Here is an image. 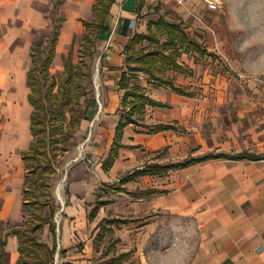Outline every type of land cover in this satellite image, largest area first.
I'll use <instances>...</instances> for the list:
<instances>
[{
	"label": "crops",
	"instance_id": "1",
	"mask_svg": "<svg viewBox=\"0 0 264 264\" xmlns=\"http://www.w3.org/2000/svg\"><path fill=\"white\" fill-rule=\"evenodd\" d=\"M96 2L0 0V96L9 101L8 133L0 140L2 227L22 211L23 154L33 141L35 36L52 26L56 13L65 18L54 64L83 38ZM141 2L116 0L111 8V34L97 48L100 100L90 102L80 131L84 141L87 120L93 122L80 152L92 164L70 168L64 220L56 234L47 225L54 237L47 244L57 240L61 263L103 264L128 254L123 264H264V39L231 52L178 48L180 69L168 68L165 77L185 93L133 74L141 92L160 106L146 103L122 129L118 145V128L129 112L120 86L129 74L127 47L136 35H149L152 23L143 13L155 0H145L143 8ZM224 59L231 68L225 73ZM207 156L214 157L202 160ZM8 185L13 187L6 192ZM3 240L6 259L18 264L17 235Z\"/></svg>",
	"mask_w": 264,
	"mask_h": 264
},
{
	"label": "trees",
	"instance_id": "2",
	"mask_svg": "<svg viewBox=\"0 0 264 264\" xmlns=\"http://www.w3.org/2000/svg\"><path fill=\"white\" fill-rule=\"evenodd\" d=\"M116 0H97L92 20L84 21L86 33L82 38V55L89 51L95 55L92 49L107 40L111 34L110 15L111 8ZM145 0L141 2V8L145 6ZM65 18H60L50 34L34 41L32 47V68L29 71L31 87L30 102L34 107L32 115L33 141L28 152L23 154L26 162L27 176L25 186V206L29 214L26 226L12 228L10 234L17 235L19 239L20 258L18 264H57L58 252L57 240L53 246L40 241V234L45 226L49 225L53 234H56L57 226L54 222L58 212V204L52 194L53 176L57 173L56 162L60 157L59 145L68 139L67 127L76 129L83 120L88 119V108H82L81 100L85 95L83 81L89 78L86 71V62L72 61V55L66 57L65 72L61 79L51 74V68L56 55V47L59 41L62 24ZM54 24V21H53ZM158 32L153 30V26ZM149 35H136L128 44V69L129 74H124L120 81L121 88L125 91L124 107L129 108L127 121L121 123L118 128L116 144L122 139V129L136 121L135 116L142 112L146 103L153 106L160 104L152 101L135 82L132 76L135 73H144L151 79L171 87L178 93H185L177 87L172 79L166 78L168 68L180 69L178 63V48L188 45L189 48L200 50L201 45L193 41L186 32V26L182 21L167 20L161 18L156 24H150ZM165 34L167 39L161 42L159 34ZM149 41L155 44L154 48L144 46ZM141 46L139 49L138 47ZM78 110H76L77 107ZM68 113L72 115L68 118ZM68 122V125H67ZM162 128H169L165 126ZM49 140V144L48 141ZM49 145V146H48ZM214 156H207L202 160H208ZM251 159H259L257 156H248ZM190 162L184 164L188 165ZM179 166V165H178ZM175 166H167L170 169ZM177 167V166H176ZM50 217H47V211ZM3 228L0 224V229ZM7 240H0V264H5ZM128 254L117 258H111L103 264H123ZM61 264H72L64 262Z\"/></svg>",
	"mask_w": 264,
	"mask_h": 264
},
{
	"label": "rangeland",
	"instance_id": "3",
	"mask_svg": "<svg viewBox=\"0 0 264 264\" xmlns=\"http://www.w3.org/2000/svg\"><path fill=\"white\" fill-rule=\"evenodd\" d=\"M179 2L180 0H155L153 5L146 7L143 18L146 22L150 23H158L161 18L178 21L184 18H190V23H185V26L187 30H189L190 38L199 43L202 48L214 47L218 50L225 49L231 52L238 49L243 50L246 47L254 48L257 46L255 42L259 39H264V0H221L222 5L217 12L208 11L202 0H185L183 4ZM54 17L55 18H52L54 24L48 27V29L38 32L35 36V40L42 38L44 34H50L52 32L54 25L60 22L59 14L56 13ZM154 31L158 32V28L154 27ZM158 34L161 42L167 39L165 34ZM81 44L82 38H78L74 43L72 51L53 64L51 74L58 80L61 79L65 72L66 57L70 54L72 55V61L74 63H80L82 60L86 62V71L89 74V78L83 81V92L85 95L81 100V106L85 109L91 105L90 102L92 100H95L97 103L100 100L99 78L101 74L102 56L100 49L98 50L96 48L92 49V52H95L94 56L90 55L92 53L89 51L85 52V50L83 51L85 54L82 55ZM145 45L151 49L155 47V44L149 41H147ZM224 62H226L225 65L229 67L227 60ZM222 66L221 72L225 73L231 69L230 67L224 68L223 64ZM231 72L236 73L234 71ZM8 102L7 97L0 96V140L5 137L4 134L8 133L6 128ZM78 108L80 109L78 106L76 110H78ZM71 117L72 115L68 113V118ZM98 117L99 115H97V119ZM87 121L86 126L89 135L93 130L94 124L90 119ZM82 123L84 124V120L74 130L67 127L66 132L68 134V139L66 138V140L62 141L58 147L60 157L56 162L57 173L53 176L52 183L53 197L56 204L60 206L54 219L58 227H60L64 220L63 202H66L65 186L70 168L79 161H86L88 164H92L89 162L88 157L84 158L83 156L85 155H80L81 150H83L82 147L84 146V142L88 141V135L85 136L86 138L84 141L81 137L80 131ZM47 142L49 144V140ZM90 167H92V165H90ZM12 187L13 185H8V187L5 188V190H7L6 192L11 191ZM24 195L25 191L23 186L20 202L22 206L21 214L16 220H13L9 224H4L3 228L0 229V240L1 238L12 236V234H10L12 228H24L26 226L29 214L25 206ZM2 203L3 200L0 198V204L2 205ZM46 215L50 217L49 210ZM39 238L41 242L53 243L54 237L49 231V226H46L45 231L41 232ZM106 248L107 245L104 246L103 253ZM56 263L61 264L59 254H57ZM6 264H14L10 261V256H7Z\"/></svg>",
	"mask_w": 264,
	"mask_h": 264
},
{
	"label": "built area",
	"instance_id": "4",
	"mask_svg": "<svg viewBox=\"0 0 264 264\" xmlns=\"http://www.w3.org/2000/svg\"><path fill=\"white\" fill-rule=\"evenodd\" d=\"M185 0H180L179 3L183 4ZM208 11L217 12L220 10L222 2L221 0H202Z\"/></svg>",
	"mask_w": 264,
	"mask_h": 264
}]
</instances>
